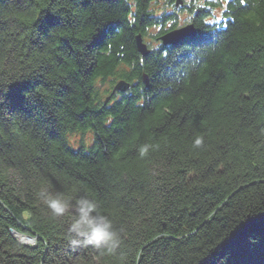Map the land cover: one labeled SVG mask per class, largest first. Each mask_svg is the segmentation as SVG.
I'll list each match as a JSON object with an SVG mask.
<instances>
[{
	"label": "trees",
	"instance_id": "1",
	"mask_svg": "<svg viewBox=\"0 0 264 264\" xmlns=\"http://www.w3.org/2000/svg\"><path fill=\"white\" fill-rule=\"evenodd\" d=\"M177 3L0 0V264H264V0ZM41 189L95 199L120 247L73 249Z\"/></svg>",
	"mask_w": 264,
	"mask_h": 264
},
{
	"label": "clouds",
	"instance_id": "2",
	"mask_svg": "<svg viewBox=\"0 0 264 264\" xmlns=\"http://www.w3.org/2000/svg\"><path fill=\"white\" fill-rule=\"evenodd\" d=\"M202 144L203 138L198 137L193 147L199 148ZM149 147L142 146L140 155H146ZM37 195L54 217L71 216L68 242L73 249L91 246L102 250L101 254L111 255L120 247L122 229H116L95 199L81 197L73 203L72 198L62 193L52 194L47 189H41Z\"/></svg>",
	"mask_w": 264,
	"mask_h": 264
},
{
	"label": "water",
	"instance_id": "3",
	"mask_svg": "<svg viewBox=\"0 0 264 264\" xmlns=\"http://www.w3.org/2000/svg\"><path fill=\"white\" fill-rule=\"evenodd\" d=\"M196 35H197V31H196L194 25H189V26H187L181 30L173 31L171 33L166 34L165 36H163L161 38V40L163 41V44L165 46L176 45L179 42H181L182 40H185V39L190 38V37H195ZM137 44H138L139 52L143 56H147L149 54V52L147 50V47L143 44L142 38L140 36L137 38ZM145 84H146V86H148V84H149L147 79H146Z\"/></svg>",
	"mask_w": 264,
	"mask_h": 264
},
{
	"label": "rangeland",
	"instance_id": "4",
	"mask_svg": "<svg viewBox=\"0 0 264 264\" xmlns=\"http://www.w3.org/2000/svg\"><path fill=\"white\" fill-rule=\"evenodd\" d=\"M111 89V88H110ZM108 92L109 91V89H108V86H105V87H103V92ZM104 98H106V97H108V96H103ZM85 145H88L89 143H91L92 142V139H93V136H92V134L91 133H87L86 135H85ZM80 142V137L79 136H76V137H74L73 139H71V143H72V145L73 146H78V143ZM9 231H10V233L14 236V238L20 243V239H17V237H18V234H16V233H18V232H16V231H14V229L13 228H11V229H9ZM22 235H25V234H22ZM20 236V235H19ZM21 243L24 245V246H27V247H32V248H35L36 246H37V244H34V245H28V244H25V243H23L22 241H21Z\"/></svg>",
	"mask_w": 264,
	"mask_h": 264
},
{
	"label": "bare ground",
	"instance_id": "5",
	"mask_svg": "<svg viewBox=\"0 0 264 264\" xmlns=\"http://www.w3.org/2000/svg\"><path fill=\"white\" fill-rule=\"evenodd\" d=\"M148 76V75H147ZM143 83L145 84L146 83V77H144L143 78ZM148 86H150V84L148 85ZM98 88H99V90L101 89L102 91H103V87H105V86H103V87H100L99 85L97 86ZM111 92H115V89L113 90L112 89V91ZM101 94V93H100ZM107 100L108 99H104L103 98V101H105L106 103H108L107 102ZM76 136H79V135H71V138H69V139H73L74 137H76ZM80 137V136H79ZM84 139H86L85 138V136H84ZM93 140V139H92ZM76 147V146H75ZM76 150V148H72V150ZM15 231V230H14ZM16 234H18V238L23 242V243H25V244H28V245H34V244H38V237H34V236H30L29 234H25V235H22V233H16ZM20 235V236H19Z\"/></svg>",
	"mask_w": 264,
	"mask_h": 264
},
{
	"label": "snow or ice",
	"instance_id": "6",
	"mask_svg": "<svg viewBox=\"0 0 264 264\" xmlns=\"http://www.w3.org/2000/svg\"><path fill=\"white\" fill-rule=\"evenodd\" d=\"M241 2H243V0H241Z\"/></svg>",
	"mask_w": 264,
	"mask_h": 264
}]
</instances>
